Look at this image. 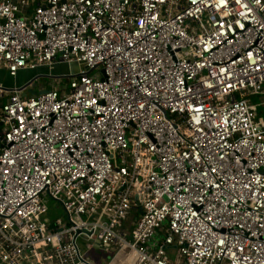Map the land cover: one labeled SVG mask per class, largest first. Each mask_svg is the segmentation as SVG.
I'll return each instance as SVG.
<instances>
[{"label": "built area", "instance_id": "built-area-1", "mask_svg": "<svg viewBox=\"0 0 264 264\" xmlns=\"http://www.w3.org/2000/svg\"><path fill=\"white\" fill-rule=\"evenodd\" d=\"M73 62L0 82V264H264V0H0V69Z\"/></svg>", "mask_w": 264, "mask_h": 264}, {"label": "rangeland", "instance_id": "rangeland-1", "mask_svg": "<svg viewBox=\"0 0 264 264\" xmlns=\"http://www.w3.org/2000/svg\"><path fill=\"white\" fill-rule=\"evenodd\" d=\"M80 69H81L80 64L75 63V62H73V63H59V64H56L53 66H43V67L38 68V70L32 71V72L24 71L21 75H27L29 73L38 75L39 74V73H37L38 71H41V72L47 71V72H52V73H65V74H54L53 76H55V78L53 79L51 86H53L54 83H57V84L62 83L65 85V84L69 83V77L68 76L70 75V73L71 72H73V73L78 72ZM16 79L17 78L5 76L2 73V71H0V81H2L4 83V85L11 86V85H13L14 80L16 81ZM47 79L49 80L51 78H47ZM251 101L263 102L264 96L253 97L251 99ZM2 102H4V99H0V105ZM259 115L264 117V107H263V109H261L259 111ZM1 137H2V131L0 129V139H1ZM0 144H1V141H0ZM44 201L47 204L49 211L42 216L43 221L56 222L58 220H61L63 223L67 222V215H66V212H65L61 202L53 199L49 195H46L44 197Z\"/></svg>", "mask_w": 264, "mask_h": 264}, {"label": "crops", "instance_id": "crops-1", "mask_svg": "<svg viewBox=\"0 0 264 264\" xmlns=\"http://www.w3.org/2000/svg\"><path fill=\"white\" fill-rule=\"evenodd\" d=\"M59 64V63H58ZM54 65H56V64H54ZM45 66H47V65H45ZM53 66V65H52ZM40 67H43V66H40ZM40 67H38V68H40ZM38 68H36V69H23V70H20L19 72H18V74L16 75V76H11V75H9L8 74V72L5 70V69H0V71H2V73L5 75V76H9V77H12V78H17L16 79V81L14 80V83H13V85H11V86H6V87H8V88H19L20 86H22V85H24L26 82H28L31 78H33L34 76H35V74H27V75H21L24 71H29V72H32V71H36V70H38ZM37 73H39V74H47V75H54V74H65V73H52V72H45V71H38ZM36 73V74H37ZM21 75V76H20ZM20 76V77H19ZM52 81H53V79H47V78H42L39 82H40V84H45V83H50V84H52ZM0 82H2V81H0ZM55 82V81H54ZM53 82V83H54ZM3 83V82H2ZM4 84V83H3ZM2 99H4V101H5V98H2Z\"/></svg>", "mask_w": 264, "mask_h": 264}, {"label": "water", "instance_id": "water-1", "mask_svg": "<svg viewBox=\"0 0 264 264\" xmlns=\"http://www.w3.org/2000/svg\"><path fill=\"white\" fill-rule=\"evenodd\" d=\"M40 77L51 78V79L55 78V76H53V75L38 74V75H35L28 82H26L24 85L20 86L17 89L19 91H22L23 95L39 94V93H45V92L49 91L50 90L49 88H39V87H34L33 86V83L35 81H37Z\"/></svg>", "mask_w": 264, "mask_h": 264}, {"label": "flooded vegetation", "instance_id": "flooded-vegetation-1", "mask_svg": "<svg viewBox=\"0 0 264 264\" xmlns=\"http://www.w3.org/2000/svg\"><path fill=\"white\" fill-rule=\"evenodd\" d=\"M42 78H45V77H40L37 81H35V82L33 83V86H34V87H39V88H49V89H50V87H51V84H50V83L40 84L39 81H40Z\"/></svg>", "mask_w": 264, "mask_h": 264}, {"label": "trees", "instance_id": "trees-1", "mask_svg": "<svg viewBox=\"0 0 264 264\" xmlns=\"http://www.w3.org/2000/svg\"><path fill=\"white\" fill-rule=\"evenodd\" d=\"M0 141H1V139H0Z\"/></svg>", "mask_w": 264, "mask_h": 264}]
</instances>
